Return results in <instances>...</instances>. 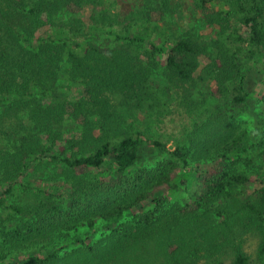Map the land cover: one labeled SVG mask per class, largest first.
Instances as JSON below:
<instances>
[{"label": "trees", "instance_id": "obj_1", "mask_svg": "<svg viewBox=\"0 0 264 264\" xmlns=\"http://www.w3.org/2000/svg\"><path fill=\"white\" fill-rule=\"evenodd\" d=\"M173 1L0 0L7 257L23 250L19 264H224L229 254L227 264H250L243 245L252 233L264 264V170L247 194L249 177L232 159L252 147L234 108L247 101L245 73L264 60V0H191L200 33L150 38L154 22H170ZM85 8L87 25L76 17ZM90 36L103 45L72 46ZM206 78L211 87L199 91ZM176 112L189 121L171 150L145 137L144 128ZM148 144L165 157L140 167ZM191 163L198 192L168 207L166 192ZM34 167L49 170L35 187L41 198L6 205ZM98 230V239L86 238Z\"/></svg>", "mask_w": 264, "mask_h": 264}, {"label": "rangeland", "instance_id": "obj_2", "mask_svg": "<svg viewBox=\"0 0 264 264\" xmlns=\"http://www.w3.org/2000/svg\"><path fill=\"white\" fill-rule=\"evenodd\" d=\"M221 8V7H219ZM171 10L167 13L170 22L160 23L154 22L151 28L146 31L148 36L158 41L169 37L173 32L179 34H195L201 32V22L197 12L193 11L191 0H177L173 1ZM77 18H80L87 25L88 9L85 8L83 12L76 14ZM40 33L44 36L52 34L49 29H42ZM93 42L96 44H102V39H97L93 36L86 37L84 39H77L72 43V46L77 49H84L87 46V42ZM250 71L245 73L248 80L249 94L244 107L234 108L238 113L236 122L239 131H245L250 135V142L252 147L245 153L238 156H233L232 159L237 162L234 163V167L238 173H245L249 177V182L245 184L243 190L247 194H253L257 188V176L256 173L264 170V103L261 102L262 93L264 91V60L257 64L252 65ZM159 83H163V80L157 76H153ZM211 82L208 78L205 79V83L202 84L199 91H205L211 87ZM197 96V95H196ZM233 110V109H232ZM188 118L184 113L176 112L173 116H169L162 119L155 125H148L144 128L147 130L145 137L149 141L156 140L159 143H166L167 149H172L175 140L181 138L182 128L188 122ZM148 156L141 157L137 163L138 166L152 167L157 162L161 161L165 156L164 153L159 152L152 145L148 144ZM249 161V162H248ZM195 167L191 163L188 168L180 169L177 171L176 184L177 188L166 192L167 206L173 204L183 205L191 199L194 193L198 192V186L195 179ZM48 168L35 167L28 172L20 181V184L13 187L12 192L6 196V205H16L21 207L32 206L36 201L41 198V194L37 192L35 187L44 186V180L48 177ZM180 180L185 181V186L179 184ZM8 212L0 207V219L5 218ZM129 219L128 217L125 218ZM83 230V229H81ZM104 232L98 230L95 234H88L86 238L89 240L98 239ZM257 246L258 238L248 233L244 235V252L249 258L250 264H257ZM11 249L7 245H2L0 240V264H19L23 258V250L21 252L8 256V252ZM69 250V249H68ZM30 251V250H28ZM6 255V257H5ZM3 257V259H1ZM224 264H227L229 260V254H225L222 257Z\"/></svg>", "mask_w": 264, "mask_h": 264}]
</instances>
